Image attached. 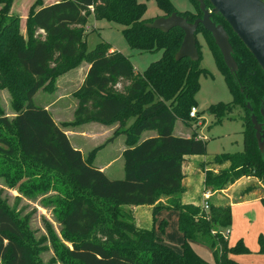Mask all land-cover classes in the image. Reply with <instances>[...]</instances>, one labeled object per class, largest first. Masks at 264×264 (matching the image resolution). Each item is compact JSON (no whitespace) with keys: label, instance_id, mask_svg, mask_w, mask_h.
Returning a JSON list of instances; mask_svg holds the SVG:
<instances>
[{"label":"trees","instance_id":"1","mask_svg":"<svg viewBox=\"0 0 264 264\" xmlns=\"http://www.w3.org/2000/svg\"><path fill=\"white\" fill-rule=\"evenodd\" d=\"M31 11L26 22V38L19 31L18 20H7L13 0H0V90L7 89L14 98V117L3 116L0 108V145L12 141L15 152L25 163L16 166L22 178L33 183L37 194H55L50 206L69 247L53 240L60 264H238L233 257L248 253L239 240L229 246L223 229L231 225L229 205L202 206L183 204L182 166L185 156L205 155L206 142L191 132L189 138L175 137L177 121L187 127L192 108L197 111L195 95L199 78L207 75L198 58L176 59L183 32H168L148 27L146 6L137 0H60ZM164 16L172 13L192 23L202 17L198 0H189L192 11L178 12L169 0H156ZM206 9L211 5L206 1ZM264 1V0H262ZM105 20L122 26V35L130 49L160 52L158 60L136 74L123 54L102 42L86 49L85 26L88 19ZM211 21L221 25L228 36L231 57L236 65L232 73L212 35L198 26L195 33L207 42L219 72L232 96L229 104H216L206 112L216 122L235 108L244 111L243 151L215 156L204 165L230 166L218 172L207 170L203 185L221 191L244 177L258 178L264 194V147L260 150L254 120L261 125L264 142V72L228 24L218 14ZM89 65L81 85L75 90L77 100L69 126L98 123L118 125L127 148L122 153L124 175L109 179L92 162L97 150L84 158L75 149L62 126H58L46 105L36 104L40 91L53 90L64 74ZM121 84V89L117 86ZM247 104L250 107H247ZM200 117V113L196 114ZM132 123L129 125V122ZM62 127V128H61ZM6 132L12 134L7 138ZM145 132L155 136L141 140ZM13 154V150H8ZM23 167V168H22ZM247 191V190H246ZM248 192V191H247ZM161 196H169L166 205H157ZM204 202H207V200ZM208 203V202H207ZM264 207V195L260 199ZM152 206L155 216L163 209L177 213V229L183 237L181 251L163 244L155 228L138 229L132 215L123 208ZM166 222L157 227L164 233ZM27 226L9 212L0 201V261L2 264H38ZM196 242L209 247L213 263L206 262L192 249ZM258 253L264 255V238H258Z\"/></svg>","mask_w":264,"mask_h":264},{"label":"rangeland","instance_id":"2","mask_svg":"<svg viewBox=\"0 0 264 264\" xmlns=\"http://www.w3.org/2000/svg\"><path fill=\"white\" fill-rule=\"evenodd\" d=\"M46 1L47 0L42 1V5L53 4L60 0ZM137 1L146 6V12L144 14L145 20L154 21L158 18L165 17L156 0ZM169 1L180 13L193 10L192 4L189 0ZM39 6L40 5H36V0H13L8 10L9 18L7 20L16 18L18 20L19 31L26 38L27 18L31 11L38 9ZM3 9L4 5L0 4V11ZM88 29L89 31H87ZM84 30L87 34L86 49L88 51L92 50L97 44L105 42L116 48L119 53L128 58L136 74L143 73L150 63L158 60L161 56L160 52L142 53L130 49L121 33L122 26L120 25L105 20L97 21L90 17ZM196 41L199 46L201 57L199 66L206 70L207 75L200 76V87L195 95L197 111L200 113V117L194 118L195 120L191 123L190 127H187L186 125L184 126L189 129V131L194 132L197 137L203 138L202 140L206 142L205 160L206 162H210L215 156L222 154L235 155L243 151L244 111L240 108H235L219 123L216 122L214 116L209 115L206 112L207 108L211 105L219 103L229 104L232 102V96L225 84L222 74L217 68L213 54L202 34H197ZM79 72L81 74L82 69H80ZM64 76L65 74L56 80L54 84L55 88L53 90L40 91L34 97V102L36 104L39 103L44 105L58 99L53 109L51 108L49 110L52 118H54L53 120H55L54 122L63 127L65 134H68L71 142L80 147L83 157L88 158L91 152L97 150L95 153L96 155L105 144L109 142V140H113V138L123 134L117 127L112 130L111 135L109 134L106 140H103L102 130H97L98 135L96 132H93L95 133V136L91 133L90 137H88L85 130H83V134L81 130H75L88 123L79 126H69L68 124L73 121V110L77 104L74 92L76 88H78L79 81L78 77ZM59 98L61 99L59 100ZM13 103L14 98L9 90H0V108L3 111V116L9 120H12L14 117ZM131 123L132 121L129 125ZM177 124V126H179L180 123L177 122ZM5 133L7 138L13 139L10 132L5 131ZM96 137L99 138V142H97V139H94ZM8 150H13V154L8 153ZM25 163L26 162L20 160L19 154L15 152V147L12 141L9 142L8 147L0 145V201L3 202L5 208L9 212L27 226L37 263L60 264L57 261L53 250V240L60 243V246L62 247H69V243L64 239L61 226L56 222L54 209L49 207L50 203L48 202L54 200L55 194L51 191L48 194L43 195L40 193L37 194L31 190L33 183L27 181L26 178H22L16 172V166L22 164L25 167ZM222 165L226 166V168L230 166L228 162L223 163L220 166ZM252 178V181H249L246 184L241 183L237 186L231 194V196L238 201L240 200V194L244 190H247L249 194L252 195L247 199V202L250 203L236 205L234 209L232 208V218L235 225H233V222L231 223L227 228V235V229L221 231L223 232V235L227 236L229 246H234L238 240H241L247 247V254L237 256L238 258H236V262L238 264H264V255L259 254L256 250L258 239L255 235V231L263 229L264 227V211L262 205L260 203H255L253 199V197L258 198L264 195L262 192L263 184L258 178ZM169 198V196H161L160 200H166V202H164L167 204V199ZM207 198L209 197H205V199ZM216 199L217 195L212 197L209 201L214 204ZM158 202L157 204L159 206L164 204V202ZM123 209L127 215H132L131 209ZM245 214H248L249 216H246ZM163 215V218H165L167 222V231L165 236L161 237V242L180 252L181 247L177 239L181 238V235L176 228V219L173 218L175 214H171L164 210ZM252 215H256V220ZM141 227L147 229L151 228V220H148L145 224H141ZM261 234L264 238V231L261 232ZM192 247L193 251L199 257L206 262L211 263L213 260V254L209 247L199 243H194ZM0 264H2L1 261Z\"/></svg>","mask_w":264,"mask_h":264},{"label":"crops","instance_id":"3","mask_svg":"<svg viewBox=\"0 0 264 264\" xmlns=\"http://www.w3.org/2000/svg\"><path fill=\"white\" fill-rule=\"evenodd\" d=\"M48 5H50V4H48ZM87 31H89V29ZM111 50L112 51L113 50L118 51L114 47H112ZM80 69H82L81 74L79 72ZM88 69H89V65L83 63L82 65H80V67H78V68L66 73L65 76L78 77V81H79L78 87H79L81 85V83L83 82V80H84V78H85V76L87 74ZM121 87H122L121 84H119L117 86L118 89H121ZM60 99L61 98H59V100ZM57 101H58V99H56L55 101H53L51 103L44 104V105H46V109L49 111L51 108L53 109V107L55 106ZM177 122H179V121H177ZM177 122L174 125L173 135L175 137L189 138L190 134H191V131H189V129H187L184 125H182L181 122H179L180 124H179V126H177L178 125ZM117 127H118L117 124L116 125H112V126H106V125H102V124L91 122V123H88V124L83 125L81 127H78L75 130H81L82 134L84 133L83 130H85V132L88 135V137L91 136L90 135L91 133L96 132V134H97V130H102L103 140H106L108 138L109 134L111 135L112 130H114ZM62 130L64 131L63 128H62ZM81 131H78V132H81ZM66 135L68 136L67 133H66ZM93 136H95V133H93ZM154 136H155L154 132H145V133L142 134L141 140H145V139H148V138H151V137H154ZM104 137H106V138H104ZM68 138H69V136H68ZM199 138H201V137H199ZM94 139H97V142L100 141L98 137H96ZM201 139H203V138H201ZM69 141L71 142L70 138H69ZM71 145L75 149L80 151V147L74 145L72 142H71ZM126 148H127V146L125 144V136L118 135L116 138H113V140H109V142H107V144H105V146L95 155L92 164L96 168H98L100 171H102L109 179H121L123 177V175H124V167H123L124 164H123L122 153L124 152V150ZM205 155H194V156H185L184 157V162H183V166H182V173H183L182 186L184 188V191L181 194V202L183 204H191V205H194V206H202L203 203H204V200L205 201L207 200L209 205L210 204L215 205V206L229 205L231 210H232V208L234 209L236 205L250 203V202H247L248 201L247 199H249V197H251L252 195L249 194V192H247L246 190H244L245 192L243 191L240 194V197H239L240 200H238V201H236L233 198V196H231V194H232L233 190L237 186H239L241 183L242 184L243 183L246 184L249 181H252L253 180L252 177L241 178L237 182H235L233 185H231L228 188H226L224 190H221V191H212V190L206 189L204 187L203 182H204L205 171L213 170L214 172H218L219 170H222V169L226 168V166H223V165L222 166L214 165V164L213 165H204V163L206 162ZM215 195H217L216 202L214 204L210 203L209 200L212 197H214ZM205 197H209V198L205 199ZM262 197L263 196H260L258 198H254L253 197L254 202L255 203H260V199ZM160 201L161 202H164V201L166 202V200H160ZM165 202H164L163 205H166ZM128 208L132 210V215H133V219H134V223H135L136 227L138 229H145V230H150L152 228H155L157 238L160 241H161V237L165 236L166 231H167V229H166L167 228V222H166L165 218H163L164 210L168 211L171 214L172 213L175 214L173 216V218L176 219V228H177V213L172 211V210L163 209V210H161V213L159 211L154 216L153 213L151 212L152 209H153L152 206H135V207H128ZM262 208H263V211H264V207L263 206H262ZM246 212H248V211H246ZM245 215L249 216L248 214H245ZM252 216L256 220V215H252ZM148 220H151V226L152 227L148 228V229L147 228H142L141 224H145L146 222H148ZM161 221H165L166 222V228H165V231H164L163 234L160 233L157 230V227H158V225H159V223ZM232 222H233V218H232V211H231V223ZM233 225H235L234 222H233ZM177 231H178V229H177ZM226 231H228V229ZM263 231H264V227H263V229H259V230L255 231V235L257 236V239L260 236H262L261 232H263ZM222 234H223V232H222ZM177 240H178V242L180 244V247H181L182 242H183L182 235H181V238H178ZM227 241H228V244H229V240L228 239H227ZM194 243H196V242H191L190 243L191 247L193 246ZM163 244H165V243H163ZM257 244H258V242H257ZM256 250L257 251L259 250V246L258 245H257V249ZM236 258H238V257L237 256L233 257V259L235 261H237ZM211 263H213V260L211 261Z\"/></svg>","mask_w":264,"mask_h":264},{"label":"water","instance_id":"4","mask_svg":"<svg viewBox=\"0 0 264 264\" xmlns=\"http://www.w3.org/2000/svg\"><path fill=\"white\" fill-rule=\"evenodd\" d=\"M202 9V17L189 23L176 13L158 18L148 27L168 32L174 28H179L184 36L181 46L176 54V59L188 57L197 59L195 33L198 26H202L209 32L219 48L224 62L232 73H235L236 65L231 57V47L228 36L221 25H216L211 21L212 14L220 15L228 24L232 32L239 38L246 49L251 53L261 70L264 72V1L262 0H206L212 7L206 9L203 0H198ZM247 107L249 105L247 104ZM250 110V107H249ZM256 139L260 150H263L264 142L261 141V125L254 120L250 110Z\"/></svg>","mask_w":264,"mask_h":264},{"label":"built area","instance_id":"5","mask_svg":"<svg viewBox=\"0 0 264 264\" xmlns=\"http://www.w3.org/2000/svg\"><path fill=\"white\" fill-rule=\"evenodd\" d=\"M197 112H196V109L195 108H192L190 113H189V116L190 118H196ZM202 208L205 210V211H208L209 209V204L207 202H204L203 205H202ZM228 234V231L226 232V235ZM226 235H223L225 238H227Z\"/></svg>","mask_w":264,"mask_h":264}]
</instances>
